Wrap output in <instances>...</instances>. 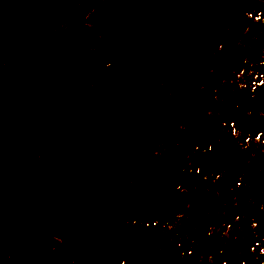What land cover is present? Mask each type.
I'll return each mask as SVG.
<instances>
[{"label": "flooded vegetation", "instance_id": "1", "mask_svg": "<svg viewBox=\"0 0 264 264\" xmlns=\"http://www.w3.org/2000/svg\"><path fill=\"white\" fill-rule=\"evenodd\" d=\"M257 3L0 0V264H264Z\"/></svg>", "mask_w": 264, "mask_h": 264}, {"label": "rangeland", "instance_id": "2", "mask_svg": "<svg viewBox=\"0 0 264 264\" xmlns=\"http://www.w3.org/2000/svg\"><path fill=\"white\" fill-rule=\"evenodd\" d=\"M27 10V4L25 5H22L21 6V3L18 4V6L15 8V16L18 18V20H22L23 19V12H25ZM19 31H21L20 29H18ZM197 41L199 42H204L205 40L203 38H199V39H196ZM147 122H148V119L146 118ZM18 198H16L15 195H11V194H8V195H1V200L4 202V203H11L12 200H14V202H17Z\"/></svg>", "mask_w": 264, "mask_h": 264}, {"label": "bare ground", "instance_id": "3", "mask_svg": "<svg viewBox=\"0 0 264 264\" xmlns=\"http://www.w3.org/2000/svg\"><path fill=\"white\" fill-rule=\"evenodd\" d=\"M165 127L166 125H162L160 130L162 131ZM167 127H168V124H167Z\"/></svg>", "mask_w": 264, "mask_h": 264}]
</instances>
